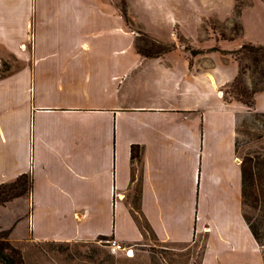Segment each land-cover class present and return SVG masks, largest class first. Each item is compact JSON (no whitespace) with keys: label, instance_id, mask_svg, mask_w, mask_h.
Listing matches in <instances>:
<instances>
[{"label":"crops","instance_id":"0c3cea01","mask_svg":"<svg viewBox=\"0 0 264 264\" xmlns=\"http://www.w3.org/2000/svg\"><path fill=\"white\" fill-rule=\"evenodd\" d=\"M186 7L0 0V47L18 62L0 77V183L32 178L6 205L13 240L131 244L150 231L203 242L202 264H264L244 216L263 157L239 146L241 121L264 109L225 99L234 77L201 54L178 44L143 56L134 45L139 9L156 21Z\"/></svg>","mask_w":264,"mask_h":264},{"label":"rangeland","instance_id":"374dc122","mask_svg":"<svg viewBox=\"0 0 264 264\" xmlns=\"http://www.w3.org/2000/svg\"><path fill=\"white\" fill-rule=\"evenodd\" d=\"M118 4L122 10L125 9V3L121 1ZM185 4L186 11L178 13L175 19L158 15L155 21L150 14L139 9L136 24L162 41L182 46L190 44L201 49V57L218 64L224 75L232 77L238 70L235 51L248 42L264 44L262 0H185ZM128 26H131L129 21ZM215 46L229 52L223 54ZM15 59L13 53L0 47V77L6 75L13 66H18ZM244 78L250 84L249 72ZM222 91L225 92V89ZM225 94L231 98L228 93ZM254 107L264 109V89L256 92L255 104L251 108ZM255 119L241 121L239 146L242 158L249 155L263 157L262 166L257 169V200L245 206V212L253 218L264 220V205H260L261 201L262 204L264 202V115H256ZM9 202L11 200L0 206V230L9 231V240L21 249L24 264H202L203 242L160 241L148 230L147 239L124 243L131 246L132 250L128 254L121 250L110 251L103 240L106 237L76 241H16L11 238L13 207L6 206ZM259 249L264 257V245H260Z\"/></svg>","mask_w":264,"mask_h":264},{"label":"trees","instance_id":"16d2710c","mask_svg":"<svg viewBox=\"0 0 264 264\" xmlns=\"http://www.w3.org/2000/svg\"><path fill=\"white\" fill-rule=\"evenodd\" d=\"M264 2V0H262ZM124 3V2H123ZM124 11V9H123ZM240 13V12H239ZM141 41V42H140ZM135 48L143 56H159L163 53L177 47L175 42L162 41L154 35L145 31H135ZM221 53L226 54V49H220ZM183 49L192 57L202 52L201 49L184 44ZM235 58L238 63V70L234 78L226 83L223 88V97L227 100L233 98L243 102L248 107L255 104L256 92L264 89V44L244 43L235 51ZM242 60H247L244 62ZM250 73V84L245 82L244 75ZM222 88V89H223ZM225 93L231 96L228 97ZM257 115H264V112H256ZM136 147L132 146V157L135 154ZM262 161L256 162V168L262 166ZM257 179V178H256ZM32 189V178L29 172H23L17 175L13 180L0 183V206L5 202L22 195H29ZM256 195L254 201H256ZM253 201V202H254ZM252 204V203H250ZM260 205L262 204V201ZM248 225L259 245H264V220L253 218L245 213ZM135 218L143 230H149L144 219L135 214ZM9 231L0 230V264H24V258L21 249L15 246L9 240ZM105 238L106 236H100ZM202 253V252H201Z\"/></svg>","mask_w":264,"mask_h":264},{"label":"built area","instance_id":"2783aa9c","mask_svg":"<svg viewBox=\"0 0 264 264\" xmlns=\"http://www.w3.org/2000/svg\"><path fill=\"white\" fill-rule=\"evenodd\" d=\"M104 240V243L107 247L110 248V251L116 252V251H124L126 254L129 253L131 249V246H126L123 243H120L117 239L114 237H106Z\"/></svg>","mask_w":264,"mask_h":264}]
</instances>
